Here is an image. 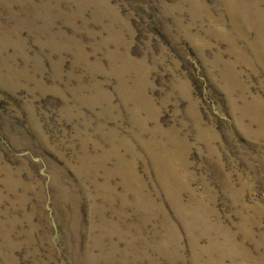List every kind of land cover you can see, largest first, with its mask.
<instances>
[{
	"label": "rangeland",
	"instance_id": "obj_1",
	"mask_svg": "<svg viewBox=\"0 0 264 264\" xmlns=\"http://www.w3.org/2000/svg\"><path fill=\"white\" fill-rule=\"evenodd\" d=\"M0 264H264V0H0Z\"/></svg>",
	"mask_w": 264,
	"mask_h": 264
}]
</instances>
